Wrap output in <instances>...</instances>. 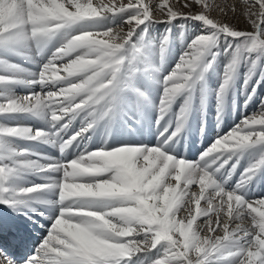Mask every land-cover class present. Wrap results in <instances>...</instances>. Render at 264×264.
I'll return each instance as SVG.
<instances>
[{"label":"snow or ice","instance_id":"snow-or-ice-1","mask_svg":"<svg viewBox=\"0 0 264 264\" xmlns=\"http://www.w3.org/2000/svg\"><path fill=\"white\" fill-rule=\"evenodd\" d=\"M222 58L218 112L241 69L246 109L264 0H0V264H264V99L195 161L175 150ZM149 109L155 143L117 137Z\"/></svg>","mask_w":264,"mask_h":264},{"label":"bare ground","instance_id":"bare-ground-1","mask_svg":"<svg viewBox=\"0 0 264 264\" xmlns=\"http://www.w3.org/2000/svg\"><path fill=\"white\" fill-rule=\"evenodd\" d=\"M156 26L157 27H155L153 31L159 28L158 32H154L155 35L158 36L160 33L164 32L165 27L162 30L161 27L163 25ZM174 31L178 32V26L174 29ZM181 50V41L179 35H177V38L174 40L173 45L169 50L172 59L170 61L166 59V63L164 65V73L162 74H166L168 70L174 67L176 60L179 58ZM226 62L227 60L225 58H222L216 71L209 73L206 77V98L209 97L208 99H206V101L211 111V115L207 118L209 120L207 121L206 128L201 131V128H203V122L198 125L201 118L200 113L202 116V114L207 110L205 103L203 104V106L200 104L202 94L197 91L194 96L192 111L188 118L187 124L185 125L180 139L175 145V150L179 152L181 156L187 158L190 161H195L201 155V153L214 142L218 135H222L230 128H232L233 125L237 123L246 112L251 113L255 111L256 107L258 106L259 100L264 99V84H262L260 86V89L258 90L256 100L248 104L247 108L245 109V93L243 89L244 69H241V76L237 79L233 88L230 89L226 98L224 112L220 114L218 112L216 92L222 82L224 65L226 64ZM142 83H145V81H142ZM145 85L153 98L158 99L160 94L159 87L155 84H152L150 81L146 82ZM181 102L182 100L177 102V109L179 108V103ZM155 119V110L149 109L147 111L146 118L144 120H141L139 123H135L134 121L129 120L127 124H121L118 128L117 137L119 139L125 140L155 143L158 134V129L155 126ZM32 123L36 122L32 121ZM190 128H192L193 132L192 130L190 131ZM194 129H197V132L195 134ZM34 147H37V149L42 152L54 151L44 146ZM253 195H264V177L259 178L257 183L253 186ZM2 207L3 206H0V208ZM33 236L38 237L39 233H34ZM28 243L30 246H34L35 240L30 238L28 240Z\"/></svg>","mask_w":264,"mask_h":264},{"label":"rangeland","instance_id":"rangeland-1","mask_svg":"<svg viewBox=\"0 0 264 264\" xmlns=\"http://www.w3.org/2000/svg\"><path fill=\"white\" fill-rule=\"evenodd\" d=\"M155 27H157V26H155ZM155 27H154V28H155ZM154 28H153V29H154ZM153 29L151 30L152 32H153ZM158 31H159V29H156V30H155V32H158ZM153 34L155 35L154 32H153ZM170 55H171V54H170V52H169V53H168V56H167V59H168L169 61L172 59V57H171ZM168 63H169V62H168ZM210 73H211V72H210ZM146 82H148V81H145V83H146ZM200 117H201V116H200Z\"/></svg>","mask_w":264,"mask_h":264}]
</instances>
